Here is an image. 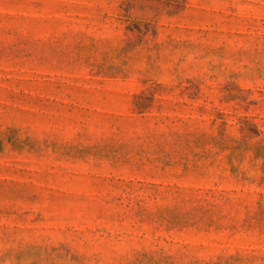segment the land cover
Instances as JSON below:
<instances>
[{
  "label": "rangeland",
  "instance_id": "1",
  "mask_svg": "<svg viewBox=\"0 0 264 264\" xmlns=\"http://www.w3.org/2000/svg\"><path fill=\"white\" fill-rule=\"evenodd\" d=\"M0 264H264V0H0Z\"/></svg>",
  "mask_w": 264,
  "mask_h": 264
}]
</instances>
